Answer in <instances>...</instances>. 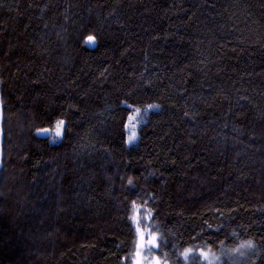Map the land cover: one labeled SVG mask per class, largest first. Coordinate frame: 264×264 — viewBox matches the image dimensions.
<instances>
[{
  "label": "trees",
  "instance_id": "16d2710c",
  "mask_svg": "<svg viewBox=\"0 0 264 264\" xmlns=\"http://www.w3.org/2000/svg\"><path fill=\"white\" fill-rule=\"evenodd\" d=\"M0 101V264H264V0H0Z\"/></svg>",
  "mask_w": 264,
  "mask_h": 264
},
{
  "label": "snow or ice",
  "instance_id": "6c2138e0",
  "mask_svg": "<svg viewBox=\"0 0 264 264\" xmlns=\"http://www.w3.org/2000/svg\"><path fill=\"white\" fill-rule=\"evenodd\" d=\"M85 44H95L98 41V36L89 34L86 37H83ZM0 104H2V101H0ZM71 107V105H70ZM149 108L153 107H159V105H148ZM137 112L140 111L139 108L136 109ZM187 115V113H185ZM55 123L57 125V135H62L65 131V128L67 126V122L65 119L59 118L57 116L55 118ZM63 126V128L61 127ZM126 127V125H125ZM70 131V129H68ZM40 133H43L46 131V129H38L37 130ZM136 138V133H133L132 135L128 136L126 140H124L125 144H130L134 139ZM133 183L132 178L129 177L128 184L131 185ZM132 207L136 211V215H133L131 219L136 224V242H135V252L133 254V264H170L169 260L164 258L162 259L161 256L156 255L153 253V249H161L162 243H161V234L151 231L150 229L141 228L139 226L140 221L138 219L139 217V211L138 206L136 204L135 200H132ZM144 219L146 220H152L154 219L151 212L147 213L144 216ZM221 244H223V241H221ZM241 247H252L251 241H246ZM147 249L149 253H152L150 256L144 255V250ZM235 249H230L228 251H234ZM193 248L185 247L183 251L180 252V255L184 257L185 260L188 259L189 253L193 252ZM195 251L199 252V256L202 259H206L209 261V264H219L220 257L215 256L214 254L210 253L209 251H206L203 248L195 249ZM227 254L226 252H222L221 255ZM244 253L241 252V255ZM169 253L165 252L164 256L167 257ZM211 257V259H210Z\"/></svg>",
  "mask_w": 264,
  "mask_h": 264
},
{
  "label": "rangeland",
  "instance_id": "374dc122",
  "mask_svg": "<svg viewBox=\"0 0 264 264\" xmlns=\"http://www.w3.org/2000/svg\"><path fill=\"white\" fill-rule=\"evenodd\" d=\"M147 113V112H145ZM142 119H143V114L141 111L137 112V111H134L127 123V131H128V136L132 135L133 133H136L137 135V129L140 125V123L142 122ZM63 128V126H61ZM38 134L40 136H49L51 141L52 142H58L61 140V137L62 135H57V125H56V128L53 130V131H50L49 129H47L45 132L43 133H40L38 132ZM134 141V140H133ZM131 142L130 145L134 142ZM134 215H136V211L134 213ZM133 224L136 228V224L134 223L133 221ZM139 226L141 228H144L142 227L140 224ZM145 229H148V227H146ZM244 244V242H243ZM241 244V245H243ZM241 245H239V247L235 248L234 251H222V252H226L227 254L225 255H221V254H217V253H214L206 248H204L206 251H209L210 253L214 254L215 256H219L220 257V262L219 264H227V262L224 260L225 258H228L229 259V262L230 264H242L244 261H246L245 259H248V257L250 256L251 252L253 251V248L254 247H251V248H248V247H241ZM253 245V244H252ZM135 252V247H134V250H133V254ZM241 252H243L244 254L241 255ZM144 255H145V251H144ZM211 259V257H210ZM181 264H209V261L206 260V259H202L200 256H199V252L198 251H194L189 253V256H188V259L185 260L184 257L182 256V259H181ZM132 264H133V260H132ZM174 264V262H173Z\"/></svg>",
  "mask_w": 264,
  "mask_h": 264
},
{
  "label": "water",
  "instance_id": "95a60500",
  "mask_svg": "<svg viewBox=\"0 0 264 264\" xmlns=\"http://www.w3.org/2000/svg\"><path fill=\"white\" fill-rule=\"evenodd\" d=\"M42 137H49V136H42Z\"/></svg>",
  "mask_w": 264,
  "mask_h": 264
},
{
  "label": "clouds",
  "instance_id": "9594fccd",
  "mask_svg": "<svg viewBox=\"0 0 264 264\" xmlns=\"http://www.w3.org/2000/svg\"><path fill=\"white\" fill-rule=\"evenodd\" d=\"M252 247H254V245H252Z\"/></svg>",
  "mask_w": 264,
  "mask_h": 264
}]
</instances>
